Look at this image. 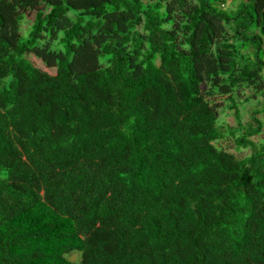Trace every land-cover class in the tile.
I'll use <instances>...</instances> for the list:
<instances>
[{"label": "trees", "instance_id": "16d2710c", "mask_svg": "<svg viewBox=\"0 0 264 264\" xmlns=\"http://www.w3.org/2000/svg\"><path fill=\"white\" fill-rule=\"evenodd\" d=\"M226 2L0 0V264H264V0Z\"/></svg>", "mask_w": 264, "mask_h": 264}, {"label": "rangeland", "instance_id": "374dc122", "mask_svg": "<svg viewBox=\"0 0 264 264\" xmlns=\"http://www.w3.org/2000/svg\"><path fill=\"white\" fill-rule=\"evenodd\" d=\"M230 4H231L230 0H227L225 6L231 7L232 5H230ZM27 26H28V21L24 20L22 28L25 29ZM21 33H23L22 30H21ZM262 36H264V34H262ZM27 57L35 66L39 67L40 69L45 70L50 74L54 73L55 70L53 68H47L43 64V62L40 59L36 58L33 54H28ZM245 94L247 96H250L251 93L245 92ZM259 98L262 99L261 97H259ZM218 99L220 100L221 98H218ZM256 106H257V104L255 103L254 99L250 100L249 102L243 103V104H241V103L238 104L242 124H246L247 122H249L250 113L253 111V109H255ZM220 117H221L222 121L227 123L228 125H232V126L236 125L235 117L229 110L220 111ZM257 117L261 120V122H263V126H262V130H261L260 134L253 136L252 138L256 142H264V112L263 111L259 112ZM215 144L218 147L223 146V147L227 148L237 158L244 157V156L248 155L251 151L250 148H242V149L237 150L235 148L233 138L229 135H227L225 138L215 142ZM68 257L71 260L77 261L79 259V253L78 254H77V252L71 253Z\"/></svg>", "mask_w": 264, "mask_h": 264}]
</instances>
